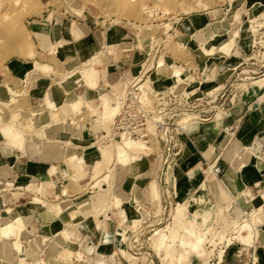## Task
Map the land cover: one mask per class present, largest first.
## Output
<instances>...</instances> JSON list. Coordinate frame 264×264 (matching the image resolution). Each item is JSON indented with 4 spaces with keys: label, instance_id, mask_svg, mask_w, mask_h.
Returning a JSON list of instances; mask_svg holds the SVG:
<instances>
[{
    "label": "rangeland",
    "instance_id": "374dc122",
    "mask_svg": "<svg viewBox=\"0 0 264 264\" xmlns=\"http://www.w3.org/2000/svg\"><path fill=\"white\" fill-rule=\"evenodd\" d=\"M4 1L7 4L6 0H0V6H4L3 9H0V79L5 80L7 89L13 88L9 89V92L14 97L12 99V106H5L6 104L0 100V123L4 119L14 120L16 117V115L6 117L3 107L6 109L23 110L26 108V84L22 80L12 77L9 71L11 62L15 60L34 62L31 65L34 66L36 72L53 70L50 65L42 63L48 61L53 63L54 66H65L66 63L67 67V61L64 63L60 59L59 51L54 52V50H51L49 53H47L48 51H43L46 48L42 45L40 38L44 36L42 33L45 32V28H40L38 32V34H42L40 37L36 34L35 30V27L38 25L50 24L54 19L58 18L59 23H73L72 33H74L75 37L79 36L80 26L78 24L83 21L90 24L103 22V25H115L118 29H127L138 37L139 48L141 50L148 48L147 52L149 54L147 57H160L158 64H162L163 67L156 71L154 70L150 78L147 79L146 77L147 81L145 82V86L149 91L157 93L168 90L174 81L183 74L181 67L171 64L169 76H162V72L159 71V73L158 70H164L166 60L180 64L193 62L190 67L194 66L199 48L189 40L188 34L191 28L199 23L198 16L195 14L206 10L229 7V15L232 16L231 20L233 24L248 22L250 20V17L241 19L244 11L242 0H22L17 7L7 4L10 5L9 7L5 5ZM143 6L145 8L148 6L150 8L148 10L151 13H148L147 10L145 11ZM248 6L250 7L249 4ZM185 16L189 18H185ZM261 19L264 20V15H262ZM213 29L214 38L217 39L225 32V28L221 24H215ZM55 34H52V38L55 37ZM238 35L239 33L236 32L231 42L222 47V51L230 54L236 45ZM243 36L249 52L255 51V47L258 44L261 45V50L264 49V33L262 31L251 29L246 25L243 26ZM259 37L262 38L260 41L258 40ZM260 49H257L253 53V58L258 64L264 66V50L258 56ZM205 51L209 53L206 49ZM39 58L42 62L37 61ZM73 61V64H76L77 60ZM92 63L105 68L108 63L107 51L104 54H100ZM85 65L78 68L79 73L76 75H81L85 72ZM150 68L149 64H145L141 68L142 74ZM76 75L74 74V76ZM94 75L97 76L98 72L94 73ZM115 76L118 78L116 81H119L120 75ZM107 80L108 78L105 76L103 82L99 85L98 91L110 92L112 95L105 97L108 100H115L116 95L113 94L112 88L107 86ZM112 80L110 78V81ZM249 82H245L243 86H238L236 78H233L229 83L230 90L233 89L235 91L237 87L247 90ZM116 109L115 105L114 110ZM227 110L228 108L224 107L210 113L207 116V118H210L208 120L210 121L209 124L212 125L216 120L224 119ZM100 111L99 117L96 118L91 115L90 109L83 107L82 113L73 119V121L77 122L80 118H84L83 124L86 122L94 124L96 131L94 130L95 137L93 141L98 142L93 143L95 144L97 155L92 159V164L86 165L87 167L82 170L84 173H90L89 185L86 187H75L72 181L77 182V180L83 177L72 178L71 186L73 190L71 189L70 193H82V201L86 205L87 203L92 204L97 200L100 201L98 206L94 207L91 205V209L87 205L86 209L88 211H81L80 215L86 218V223L89 226L95 225L100 232L105 231L106 241L103 243L104 245L107 244L109 235L113 243L118 239V245L122 249V253L126 259L120 253L113 254L110 257L96 258L93 254L88 253L89 250L87 251V249H90L91 244L89 241L86 242L87 240L83 244L84 250L75 249V244L83 243L84 239L76 227V221L71 223L67 228L58 230L52 234L46 233V229L43 230L45 232L38 229V226L42 223L38 224L34 222L29 227L27 225L25 227L21 219L18 218L21 217L24 220L23 215H16L17 213L14 212L10 215L0 216V233L6 224L11 223L12 218L19 220L22 225V227L16 229L17 233L10 235L9 238H3L0 234V256H2L0 264H33L35 262H42L43 264H78V261L81 262L80 264H96L103 259L108 264H224L226 255L230 254L231 249H234L232 247L236 243H243L240 239L235 238V234L246 218H249L252 224L258 228L257 236L253 240L255 242L259 235V226H261L264 220L262 207L249 212L247 217L246 215H242L237 222L233 221L232 225L221 223L223 214L226 211L224 210L219 214L220 220L215 222L216 218H208L209 202L210 200L214 204L217 202L214 196L217 190L221 188L219 180L216 179L212 183H207V189L205 187L207 197L200 201L202 188L198 189V187L201 182L194 180L196 177L193 175L192 178L194 179H189L190 175L189 178L186 176L185 180L182 179L184 173L180 176L179 171H183V167L190 161L188 155L190 154L189 140L191 129L198 132V129L207 127L205 124L208 123H198L187 128L186 134H182L181 136L182 151L176 157L174 154L178 152V147L174 141L176 140V143L179 142L178 136L169 134L162 141L161 148H159L156 140H154L155 144L138 142L144 149L134 148L133 150H129L124 158L119 159L116 156V147L120 140L115 141L111 131L114 120L112 118L109 123H99V119L103 113L101 108ZM28 120L23 119L22 122ZM208 137L210 139L207 142L213 145L211 135ZM230 140L229 133H224L220 137V140H218V142L220 141V146L217 149ZM47 141L48 136L43 138L28 136L26 146L33 144L34 148L30 147L29 150L38 151L40 147L46 148L60 145L57 143L46 145ZM0 142L4 143L3 140ZM78 145L79 143L77 142L66 144L65 159L69 154L75 152L85 161L79 152L80 147ZM200 147L202 151H206L208 148L205 147V143L203 142L200 143ZM233 148L234 146L230 145L224 152L223 157L225 160L229 161L232 157L237 156V154H241L238 149ZM261 148L262 144H260L258 150L262 151ZM230 150L232 151L226 155L227 151ZM16 151V149H13L10 152L14 154ZM105 152L107 153L106 157L104 156ZM253 153H257L258 155V151L254 152L252 150ZM140 156L148 157L152 161L154 176L150 180L136 179L133 185L130 186L134 178L130 177L127 181H125L126 179H119L117 177V170L130 166ZM205 157L208 161L200 171L204 172L208 170L210 168L209 165L215 169L220 167L218 162H215L217 158L215 154L210 158V155L208 156V153H206ZM218 161L220 162V160ZM202 162L200 161L197 164L200 165ZM189 172L190 170L185 175ZM98 173L99 175L97 176ZM9 176H6V178ZM203 176H206V173H203ZM84 182L86 183V179ZM174 183L177 186V190L173 188ZM184 183L186 186L184 189H181ZM190 183L196 185L191 190H189ZM150 186L152 188L151 200L147 194V189ZM2 188H8V186H2ZM61 190L58 186L55 189V193L47 196V198L54 199L56 194L60 195ZM23 192L9 190L6 193H0V207L11 202L13 198L22 197ZM40 192L42 193V190ZM12 193L18 194L13 195ZM65 193L67 195V192ZM25 195L30 198V201H33L32 206L35 208L40 210L46 207L47 201L44 198L47 194L45 192L43 196L34 197L35 199L40 198V202H36L35 199L32 200V196L30 195ZM123 195L127 197V201L122 198ZM221 195L223 198L225 194L221 193ZM23 228H27L30 233L26 232L23 238H19V234ZM125 232L126 234L121 236ZM163 234L169 236V241L164 248H157V241ZM134 235L138 239L137 242L133 241ZM22 244L24 245V249H22ZM37 245L42 247V251L37 250ZM33 251L36 254L35 257L29 255V252ZM78 253H81L82 258L76 257ZM98 253L102 254L101 252ZM263 256L264 254L261 252V258ZM259 261L261 259H256L255 264H260Z\"/></svg>",
    "mask_w": 264,
    "mask_h": 264
},
{
    "label": "crops",
    "instance_id": "0c3cea01",
    "mask_svg": "<svg viewBox=\"0 0 264 264\" xmlns=\"http://www.w3.org/2000/svg\"><path fill=\"white\" fill-rule=\"evenodd\" d=\"M242 1L244 11L241 19L250 17L248 22L233 24L232 16L229 15V7L206 10L195 14L198 16L199 23L193 26L188 34L189 40L199 48L194 66L190 67L193 62L180 64L166 60L164 70H158V72H162V76H169L170 65L175 64L183 69V78H193L202 83L201 89L205 92L218 91L223 87L227 88L226 97L218 102L223 105L222 109L228 108L226 117L222 120H216L212 125L205 124L207 127L198 129V132L191 129L190 154L188 155L191 164L186 163L183 171H179L180 176L184 173L182 178L184 180L186 176L189 178L191 175L189 179H194L192 175L196 177L194 180L201 182L198 189L203 187L207 189L208 182L212 183L216 179L219 180L221 188L217 190L214 196L217 202L214 204L210 200L208 218H216V222L220 220V212L226 210L223 214V220H221L224 225H232L233 221L237 222L242 215L247 217L249 212L254 209L262 207L264 211V66L252 58L256 50L249 52L243 36V26L246 25L264 33V20L261 19L264 15V0ZM185 18L189 17L185 16ZM215 24H221L225 28V32L219 39L214 38L213 28ZM78 25L80 26L78 37L72 33L73 23H59L58 18L50 24H41L35 27L36 34L41 27L45 28V32L42 33L44 36L40 39L46 50H42L48 51L47 53L51 50L59 51L60 59L64 63L67 61V67L66 63L65 66H54L49 61L42 62L40 58L37 61L50 65L53 70L36 72L34 66L31 65L34 62L30 61L15 60L10 64L9 71L12 77L20 79L26 84L27 102L24 110L3 107L6 117L13 115L16 117L14 120L4 119L0 123V141H4V143L0 142V193H6L9 190L24 192L22 197L17 199L12 197L11 202L2 205L0 216L16 212V215H23L26 224L21 217L18 218L25 226L29 227L34 222L42 223L38 229L42 232H45L43 230L46 229V233L52 234L67 228L76 221V227L84 239L83 243L75 244V249L84 250L83 244L87 240L86 242L89 241L91 244L87 251L89 250L88 253L93 254L96 258L110 257L117 253L125 258L118 245V239L113 243L109 235L108 242L104 245L103 243L106 241L105 231L100 232L95 225L89 226L86 223V218L80 215L81 211H88L87 205L89 208L91 205L95 207L100 204V201L97 200L86 205L82 201V193H70V190H73L72 178L83 177L77 182L72 181L75 187L89 185L90 173H84L82 170L87 167L86 165L92 164V159L97 155L93 143L98 142L93 141L94 130L96 131L94 124L89 122L83 124L84 118H80L77 122L73 119L82 113L83 107L90 109L93 117H99L102 96L110 97L111 95L110 92L98 91L105 76L108 78L107 86L111 84L112 92L120 93L123 85L116 81L117 69L128 74V76H135L142 73L141 68L145 64H149L151 67L149 75H152L154 70L158 69L156 66L160 57H147L148 48L141 50L138 37L125 28L118 29L115 25H103V22L90 24L83 21ZM236 32L239 33L236 45L230 54H226L222 51V47L231 42ZM54 33H56L55 37L52 38ZM261 39V37L258 38L259 41ZM106 51L108 63L105 68L92 63L94 59ZM90 59L92 60L90 61ZM73 60H77L76 64H73ZM83 65H85V72L76 75L79 73L78 68ZM86 72H98V75H94V78L90 80L86 78ZM110 78L113 80L110 81ZM233 78H236L238 86H243L245 82L250 81L248 90L240 87H237L235 91L230 90L229 83ZM0 82V100L6 104L5 106H12L14 95L9 92V89L13 88L7 89L4 79H0ZM23 119L29 120L22 122ZM226 132L229 133L231 140L217 149L220 146L218 140ZM210 135L213 139V145L207 142ZM28 136L38 138L48 136L46 145L50 143L60 145L40 147L38 151L29 150L30 147L34 148V146L33 144L26 146ZM70 142L79 143V152L85 161L75 152L69 154L65 159V146ZM201 142L205 143V147H208L206 151H202ZM260 144H262V151L258 150ZM230 145H233V149H238L241 153L240 155L237 154V163L234 164L229 163L223 157ZM12 148L17 150L14 154L10 152L13 150ZM232 150L227 151L226 155ZM252 150L258 151V155H252ZM206 153L208 156L210 155V158L213 154L217 156L215 162L220 165L218 169L209 165L208 170L200 171L208 161L205 157ZM200 161L203 162L198 165L197 163ZM231 169L238 172L236 180L230 177ZM189 170L190 172L185 175ZM203 173H206V176H203ZM6 176L9 177L6 178ZM153 176V163L145 156H140L130 166L117 170L119 179H126L125 181H127L130 177L134 178L130 186L136 179L150 180L153 179ZM85 179L86 183L84 182ZM195 184L190 183L189 190L193 189ZM2 186H8V188L1 189ZM58 186L62 189L60 195L56 194L54 199L47 198V196L55 193ZM185 186L184 183L181 189H184ZM176 187L174 183L173 188L177 190ZM151 191L150 186L147 189L150 200L152 199ZM44 192L47 194L44 198L47 205L40 210L32 206L33 201H30V198L25 195L32 196L31 199L34 200L35 196H43ZM220 192L225 194L223 198ZM12 194L17 195L18 193ZM232 248L234 249H231L230 254L226 255L224 264H255L256 259H261L260 264H264V256L261 258V252L264 254V220L259 226V235L254 244L236 243ZM98 252L102 254H98ZM80 263L78 261V264ZM96 264L108 263L103 259Z\"/></svg>",
    "mask_w": 264,
    "mask_h": 264
},
{
    "label": "built area",
    "instance_id": "2783aa9c",
    "mask_svg": "<svg viewBox=\"0 0 264 264\" xmlns=\"http://www.w3.org/2000/svg\"><path fill=\"white\" fill-rule=\"evenodd\" d=\"M260 47L261 45L258 44L255 49H260ZM149 72L147 70L141 73L139 79L133 77L129 81L121 97L122 109L112 125V132L114 138L124 136L148 141L152 137L149 126L153 124L160 143L169 134L178 136L179 142L174 141L178 147V152L174 154L176 157L182 151L181 136L187 131L179 125L178 121L181 116L192 114L203 120H209L207 116L210 113L223 107L218 102L226 97L227 89L223 87L212 92L211 95L204 93L200 98L189 99L182 90L183 86L178 85L169 92L155 94L150 98L143 93L140 86V83L148 77Z\"/></svg>",
    "mask_w": 264,
    "mask_h": 264
},
{
    "label": "bare ground",
    "instance_id": "6f19581e",
    "mask_svg": "<svg viewBox=\"0 0 264 264\" xmlns=\"http://www.w3.org/2000/svg\"><path fill=\"white\" fill-rule=\"evenodd\" d=\"M6 1H7V4H11V5L17 7L22 0H6ZM4 3H5V5H7L5 1H4ZM7 6L10 7V5H7ZM9 7H6V8H9ZM1 8L3 9L4 6L3 7L0 6V9ZM143 8H145V7L143 6ZM148 9H150V8H148V6H146L145 11L147 10L148 13H151V11L148 10ZM38 36L41 37L42 34H38ZM262 51H263V49L262 50H259L258 56H260V53ZM162 67H163L162 64H158L157 63V68L158 69H160ZM85 75H86V78L87 79H90L91 80L92 78H94V73H92V72H86ZM115 75H120L119 76V79L120 80L118 82H121L122 83L123 89H122V91L120 93H113L114 95H116L115 100H108V98H106L105 96H102L101 110H102L103 113H102L101 118L99 119V123H109L112 118L115 121L116 117L119 115V113H120V111L122 109L121 97L125 93V89H126L128 83H129V81L133 77H137L138 79L141 77V74L140 75H137V76H128V74H126L124 72H120L119 69H117V73ZM151 76L152 75L148 76L147 79L150 78ZM115 78H117V76H115ZM146 81H147L146 79L143 80L140 83V86H141V89H142L143 93L144 94H147V96L150 97V98L154 97L155 94H162V93H165V92H169V91L173 90L178 85H179V87L183 86L182 87V90H184L185 96L189 97V99L200 98V97H202L204 95V93H209V95L212 94L211 91L205 92V91H203L201 89L202 83H199L198 81L194 80L193 78L192 79L183 78V74L178 79H176L174 81L173 85L168 90L162 91V92H157V93H152L151 91H149V89L145 86V82ZM110 85L111 84H109L108 86L111 87ZM247 90H248V87H247ZM115 105H116V108H117L116 110H114ZM114 121H113V123H114ZM178 122H179V125L180 126H182L183 128H186L187 129V128L191 127L192 125H195V124H198V123H201V124L204 123L205 124V123H209L210 121L203 120V119L199 118L198 116H195V115H192V114H186V115L181 116V118H180V120ZM113 123H112V125H113ZM155 129H156L155 126L153 124H150L149 130H150V133H151L152 137L148 141H144L142 139L124 137V136H122L120 138H114V135H113V132H112L113 139L115 141L120 140V142L117 143L116 156L120 159V158H124L127 155V153H128L129 150H133L134 148L144 149L143 146L141 144H139L138 142H143L145 144H153L154 143V140H156L159 148H161V143L157 139V135L158 134L155 131ZM111 131H112V126H111ZM253 154H256L257 155V153H253ZM104 156L105 157L107 156V153L106 152L104 153ZM254 158H256V157L254 156ZM228 162L234 164L236 162V156L232 157ZM95 172H96V170H95ZM229 174H230V177L232 179H234V180H236L238 178V172L235 171L234 169H231V172ZM98 175H99V173L97 174V176ZM206 197H207V192H205V187H203L202 188V194H201V197L199 199H200V201H202ZM122 198L127 201V197H125L124 195H123ZM35 201L36 202H40V198L39 199H35ZM132 226H133V224H132ZM18 227H22L21 222L19 220H16L15 218H12L11 223L6 224L5 227L2 228L0 234H1V236L3 238H9L10 235H12V234L15 235L17 233V230L16 229ZM257 231H258V228L252 224V221H250L249 218H246V220L240 226V228L237 229L236 234H235L236 235L235 238L240 239L243 243H245L247 245H251V244H254L253 240L257 236ZM26 232L27 233H30V232H28L27 228H23L21 230L20 234H19V238H23V236H25ZM125 234H126V232L123 233L121 236H124ZM133 237H134L133 238V241L134 242H137L138 239H136L135 235ZM168 241H169V236L167 234L161 235L160 238H159V240L157 241V245H158L157 248H161V249L164 248L166 246V243ZM169 247H171V246H169ZM41 248H42L41 246L37 245V250L39 249L40 251H42ZM22 249H24V245L23 244H22ZM29 255L32 256V257H35L36 256V254L34 253V251L33 252H29ZM76 257L77 258H82L81 253H78V255ZM0 258H2V256H0ZM24 258L27 259V260H29L26 257H24ZM33 264H43V263L42 262H35Z\"/></svg>",
    "mask_w": 264,
    "mask_h": 264
}]
</instances>
